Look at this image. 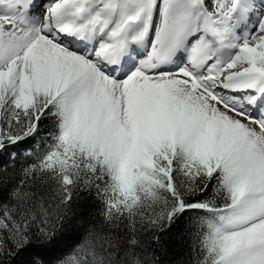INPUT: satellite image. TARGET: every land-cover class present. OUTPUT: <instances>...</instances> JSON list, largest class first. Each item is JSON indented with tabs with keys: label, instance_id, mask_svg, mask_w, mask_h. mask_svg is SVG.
<instances>
[{
	"label": "snow or ice",
	"instance_id": "1",
	"mask_svg": "<svg viewBox=\"0 0 264 264\" xmlns=\"http://www.w3.org/2000/svg\"><path fill=\"white\" fill-rule=\"evenodd\" d=\"M0 264H264V0H0Z\"/></svg>",
	"mask_w": 264,
	"mask_h": 264
}]
</instances>
